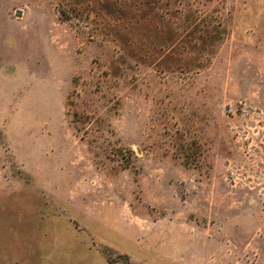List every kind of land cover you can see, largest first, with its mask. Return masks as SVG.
Returning <instances> with one entry per match:
<instances>
[{"label": "rangeland", "instance_id": "1", "mask_svg": "<svg viewBox=\"0 0 264 264\" xmlns=\"http://www.w3.org/2000/svg\"><path fill=\"white\" fill-rule=\"evenodd\" d=\"M2 221L0 264L172 224L264 264V0H0Z\"/></svg>", "mask_w": 264, "mask_h": 264}, {"label": "crops", "instance_id": "2", "mask_svg": "<svg viewBox=\"0 0 264 264\" xmlns=\"http://www.w3.org/2000/svg\"><path fill=\"white\" fill-rule=\"evenodd\" d=\"M2 222L0 228H4L10 236L11 232L7 227L13 225L7 221ZM176 226L168 225L167 231L163 233L146 234L142 240L120 233L112 246L119 252L118 254L127 256L131 264H215L212 261L213 251L210 250L209 243L200 244L199 233L191 224L181 228V232ZM20 229L22 228L18 229L19 238H16L15 243L20 246L16 253L22 257L21 264H122L109 262L103 252L90 249L85 244L73 246L71 228L54 229L52 233L54 236L51 235L52 239L50 238L52 244H49V238L44 239L41 236L36 237L39 244H34L32 238L30 247L25 239L26 233H23L26 231L23 230V236L20 237ZM0 233L3 235L1 231ZM28 250H31L30 261L26 259L29 258Z\"/></svg>", "mask_w": 264, "mask_h": 264}, {"label": "bare ground", "instance_id": "3", "mask_svg": "<svg viewBox=\"0 0 264 264\" xmlns=\"http://www.w3.org/2000/svg\"><path fill=\"white\" fill-rule=\"evenodd\" d=\"M0 231L2 232V236L5 238V240L8 242L10 240V236L4 231V228H0Z\"/></svg>", "mask_w": 264, "mask_h": 264}]
</instances>
